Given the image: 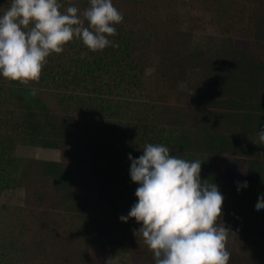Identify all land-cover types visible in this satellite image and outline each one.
I'll list each match as a JSON object with an SVG mask.
<instances>
[{
    "label": "trees",
    "instance_id": "trees-1",
    "mask_svg": "<svg viewBox=\"0 0 264 264\" xmlns=\"http://www.w3.org/2000/svg\"><path fill=\"white\" fill-rule=\"evenodd\" d=\"M199 1L224 29L213 49L193 46L183 0H112L123 15L105 34L112 43L93 51L74 37L38 80L0 76V193L25 188L24 204L0 203V264H114L102 240L154 264L140 224L119 219L138 199L128 154L147 143L202 160L201 178L218 184L234 234L224 264H264V209L254 207L264 193V0ZM58 3L81 19L90 6ZM10 5L0 0V14ZM19 144L57 148L60 159L20 157Z\"/></svg>",
    "mask_w": 264,
    "mask_h": 264
},
{
    "label": "clouds",
    "instance_id": "clouds-1",
    "mask_svg": "<svg viewBox=\"0 0 264 264\" xmlns=\"http://www.w3.org/2000/svg\"><path fill=\"white\" fill-rule=\"evenodd\" d=\"M59 9L58 0H11L0 14V76L21 83L38 80L51 52H62L74 37L93 51L103 49L112 43L105 34L114 35V25L123 19L112 0H90L82 13L87 27L76 6ZM257 134L264 152V119H259ZM142 149L138 157L128 154L138 199L119 219L134 217L140 224L138 232L154 264H224L231 251L226 243L230 225L221 218L224 196L218 184L201 178L202 160L171 155L160 143ZM254 207L264 209V193Z\"/></svg>",
    "mask_w": 264,
    "mask_h": 264
},
{
    "label": "rangeland",
    "instance_id": "rangeland-1",
    "mask_svg": "<svg viewBox=\"0 0 264 264\" xmlns=\"http://www.w3.org/2000/svg\"><path fill=\"white\" fill-rule=\"evenodd\" d=\"M187 27L193 30V46L203 50L213 49L220 42L224 34L222 24H213L210 21L211 14L208 9L203 7L199 0H183L181 5ZM151 72V69H149ZM181 88H186L182 82ZM16 155L23 158H36L40 160H59L60 150L51 147H42L37 145L19 144L16 148ZM25 201V188L18 186L15 188H6L0 193V203L8 205H21ZM76 224H80L81 219H75ZM226 243L232 249L234 244V234L227 231ZM101 242L107 243L110 248L111 259L114 264H132L129 253L117 249L107 240Z\"/></svg>",
    "mask_w": 264,
    "mask_h": 264
}]
</instances>
